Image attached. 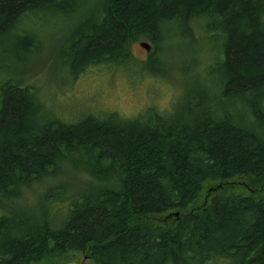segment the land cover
Masks as SVG:
<instances>
[{
    "label": "trees",
    "instance_id": "obj_1",
    "mask_svg": "<svg viewBox=\"0 0 264 264\" xmlns=\"http://www.w3.org/2000/svg\"><path fill=\"white\" fill-rule=\"evenodd\" d=\"M78 1L0 0V49L34 41L26 16L76 13ZM197 20L224 39L216 85L186 89L171 112L73 122L54 116L26 79L0 83V201L63 172L98 185L61 201V220L20 227L0 217V264L72 252L95 264H264V0H101L98 20L72 31L71 63L78 74L122 62L139 38L159 51L169 22L193 38ZM214 183L222 191L198 204Z\"/></svg>",
    "mask_w": 264,
    "mask_h": 264
},
{
    "label": "rangeland",
    "instance_id": "obj_2",
    "mask_svg": "<svg viewBox=\"0 0 264 264\" xmlns=\"http://www.w3.org/2000/svg\"><path fill=\"white\" fill-rule=\"evenodd\" d=\"M77 3L76 13L40 11L22 19V28L34 34V41L18 49L10 48L8 54L0 49V83L26 79L25 83L37 87L39 97L54 116L73 122L89 112L98 116L117 112L127 118L146 116L150 107L163 113L171 112L181 103L186 89L203 85L213 92L211 86L216 85L214 61L221 56L224 39L206 30V20L195 22L193 38L184 35L183 24L169 22L159 51L149 39L139 38L131 44L130 56L122 62L96 63L77 74L67 43L80 21L88 18L91 22L98 20L101 0H79ZM140 42L149 44V50ZM231 104L227 102V105ZM237 109H242V106H237ZM64 174L59 179L23 189L15 201H0L3 203L0 204V217H12L20 227L66 218V207L62 203L68 202L69 195L78 196L87 191L89 187L83 186H88L89 177L78 172L77 176L82 178L77 180ZM59 182L64 188L51 192ZM242 182L237 180L235 183L243 187ZM216 185L204 187L198 204L222 191ZM96 187L98 185L95 184L88 192ZM174 216L165 214L160 218L166 222ZM29 264L95 263L82 252H72Z\"/></svg>",
    "mask_w": 264,
    "mask_h": 264
},
{
    "label": "water",
    "instance_id": "obj_3",
    "mask_svg": "<svg viewBox=\"0 0 264 264\" xmlns=\"http://www.w3.org/2000/svg\"><path fill=\"white\" fill-rule=\"evenodd\" d=\"M140 45H141L142 47H144L146 50H149V48H150V45L147 44V43H145V42H140Z\"/></svg>",
    "mask_w": 264,
    "mask_h": 264
}]
</instances>
